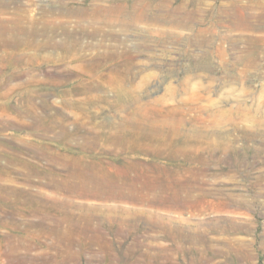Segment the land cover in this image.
Listing matches in <instances>:
<instances>
[{
  "label": "rangeland",
  "instance_id": "obj_1",
  "mask_svg": "<svg viewBox=\"0 0 264 264\" xmlns=\"http://www.w3.org/2000/svg\"><path fill=\"white\" fill-rule=\"evenodd\" d=\"M53 2L65 12L60 0ZM74 4L79 13L66 29L68 40L58 41L59 48L34 42L25 51L56 56L36 59L39 69L13 67L18 57L7 58L0 51V93L12 84H27L10 99L0 97V112L10 115H0V167L11 174L0 182V196L5 197H0V264H264V0ZM75 56L78 60L70 62ZM75 64L92 65L93 72L77 70ZM80 87H89L87 91L97 96L88 105L99 111L102 118L97 122L73 118L78 110L74 101L84 95ZM31 90L39 91L36 99L28 98L26 91ZM146 103L183 112L187 147L200 145L192 135H211L209 125L236 120L217 128V133L229 131L237 149L229 155L212 152L207 170L213 175L219 169L223 179L232 174L238 182H197L186 191L192 189L190 197L198 204L189 203L181 211L146 201L72 196L65 188L47 185L52 176L72 171L52 156L64 157L67 163L82 155L154 161L169 171L166 157L138 150L119 156L113 152L119 147L115 131L129 126L123 123L126 114ZM224 109L232 110L230 117ZM56 111L71 117L65 136L57 126L35 131L26 125L35 122V116L55 124ZM75 129L91 131L90 138L70 134ZM95 129L101 134L93 149L89 147ZM110 205L147 209L159 223L139 212L134 220L138 229L121 232L106 214ZM84 213L92 215L90 227ZM160 220L172 226L171 231L163 229ZM100 222L114 227L101 229ZM200 230H206L203 237ZM96 235L108 244L94 242Z\"/></svg>",
  "mask_w": 264,
  "mask_h": 264
},
{
  "label": "bare ground",
  "instance_id": "obj_2",
  "mask_svg": "<svg viewBox=\"0 0 264 264\" xmlns=\"http://www.w3.org/2000/svg\"><path fill=\"white\" fill-rule=\"evenodd\" d=\"M53 1L54 0H0V51L3 52L2 56L4 57H18V62L12 64L13 67L18 68L19 66L22 69H29L30 71L39 69L40 66L36 59L42 57L45 59H53L56 58V56H54L53 53H49L48 55L32 53L28 55L25 51L34 45L32 43H53L56 48H59L61 45L58 41L63 42V40H68L70 38L69 32H67L66 29L68 25H73V16L79 13L77 9L79 5L74 4L75 0H60V6L65 8V12H62L60 9L61 7H56ZM136 19L138 18L136 17ZM22 44L25 45L23 48L20 47ZM11 48H16V50L10 51L9 49ZM67 48L72 51L70 45H68ZM68 59L70 62L74 63L78 60V57L75 56L74 58ZM75 68L77 70L81 69L93 72L92 65L85 66L84 64H75ZM32 81L37 82L35 79ZM24 85L27 86L26 83H24ZM24 85L22 83L12 84L8 92L0 93V97L10 99L12 93L20 91ZM88 88L89 87L78 88V91L83 92L84 95L74 101L75 107H77L78 110L73 112V118L79 120V122H81L80 120H86L87 122V119L88 121L90 120V122L91 120L97 122L98 119L102 118L98 110L89 109L88 105H90L91 100L97 96L87 91ZM38 92V90H31L30 92L26 91V94H28V98L33 100L36 99V94ZM103 98H106V96H103ZM36 105L37 104H33L34 107ZM224 112L228 117L232 114V110L229 109H224ZM7 114L5 110L0 112V115ZM56 114L59 116L55 115L57 119L55 124L51 122L50 119L46 120V122L39 116H35V122L25 124L35 131L45 128L54 130V127L57 126L60 128L58 132L65 136L68 134L66 126L70 122L71 117L66 116L61 111H56ZM125 118L124 120L122 118L123 123H128L129 126L122 127L118 131H115L119 147L113 150V152L120 155L125 151L138 150L146 151L154 157H166L168 161L166 165L169 167V171L158 168V164L154 163V161L148 163L143 161L135 162L131 161L129 158V160L121 158V160L116 159L115 161L108 159V157L101 158L97 156L99 158H96L94 155H89V157L82 155L72 157L73 160L71 159L72 161L67 163L64 157L52 156L51 159L65 162L66 165L71 167L72 171L70 174L60 178L52 176L48 179L47 185L60 189L65 188L72 196L89 199L117 200L118 202H138L142 204L146 201L149 205H158V207L161 206L167 209H173L174 211H181L185 209L189 203L191 205L198 204L195 198L192 200L190 197V195H194V193L191 194L192 189L189 192L186 191L187 188L190 189V187H193L197 182L201 185H208L209 183L218 184V182L222 183L223 181L238 182L237 178L232 174H228V176H225V179H223L219 177L220 175L218 176V174H220L218 171L219 169H217V173L213 175L207 170L211 166V157H214L213 155L216 154V152L222 151L224 154L229 155L237 149L232 142L233 137L229 131L224 134L217 133V128L223 126L227 122V124H233L236 120L229 119L218 121L216 124L209 125L212 128V134L192 135V138H198L197 142H200V145L187 147L188 142H186L187 140H183L184 138L182 137L184 133L181 128L184 122L183 112L178 108L171 107L167 104L146 103L137 106L135 110L127 113ZM48 122L54 125H49ZM70 134L77 136L88 135L87 138H90L89 135L91 131L86 129H75L73 133ZM100 134L99 130H96L92 135L94 138L92 141L93 146L91 145L89 148L94 149L96 147L94 144L96 138L100 137ZM81 148H84V146ZM39 150L42 152L41 149ZM212 152H214V154L211 156ZM135 167H137L138 171H135ZM195 170L197 175L195 174ZM161 171L167 174H161ZM189 172L191 174H188V176L187 173ZM228 172L229 171H227V173ZM9 176H11V174L0 167V182L6 181ZM4 191H6V189ZM184 191L189 194L187 193L183 196L182 192ZM201 194H203V192ZM0 197H3V195ZM4 198L5 197L1 199ZM85 209L87 208L85 207ZM90 209L101 210L94 206H90ZM105 209L109 211V213L106 214L112 220V225L116 223L118 225L117 230L121 232H125L126 229L131 230V228L134 230L138 229L139 224L134 222L137 213H144L146 216L151 214V211L147 209H133V207L121 205H110L108 208L105 207ZM84 214V218L87 219V223L90 227L92 215L90 213ZM148 218H150L149 221L153 224L159 223L155 216H149ZM161 223L163 229H170V227H172L163 224L162 221ZM102 224L101 222L98 224V227L101 229L103 227ZM113 227L114 226L103 228L109 230ZM205 232L206 230L201 231L199 234L203 237ZM93 239L94 242H98L102 245L108 244L106 242H109L107 239H104V237L98 235L93 236ZM111 255L112 254L109 252V258H111Z\"/></svg>",
  "mask_w": 264,
  "mask_h": 264
}]
</instances>
